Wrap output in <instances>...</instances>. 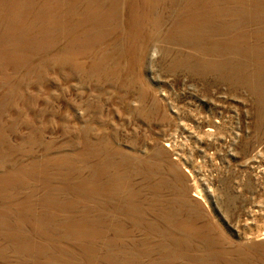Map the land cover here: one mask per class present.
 <instances>
[{
	"label": "rangeland",
	"instance_id": "374dc122",
	"mask_svg": "<svg viewBox=\"0 0 264 264\" xmlns=\"http://www.w3.org/2000/svg\"><path fill=\"white\" fill-rule=\"evenodd\" d=\"M0 264H264V0H0Z\"/></svg>",
	"mask_w": 264,
	"mask_h": 264
}]
</instances>
